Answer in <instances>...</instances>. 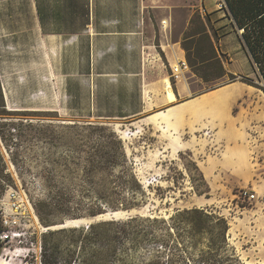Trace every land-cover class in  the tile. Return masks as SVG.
<instances>
[{"label": "rangeland", "instance_id": "obj_1", "mask_svg": "<svg viewBox=\"0 0 264 264\" xmlns=\"http://www.w3.org/2000/svg\"><path fill=\"white\" fill-rule=\"evenodd\" d=\"M201 6L206 7L204 0H96V30L123 33L99 36L96 47L103 51L94 59V71L88 59L94 35L84 29L86 19H48V28L83 30L49 36L12 33L25 28L28 19L1 13L0 93L6 110L19 114L0 117V128L8 133L5 122L23 124L12 130L17 134L10 143L14 153L0 143L7 184L0 203L13 191L27 207L18 214L22 235L8 241L0 237L4 264H42L43 238L49 230L135 214L167 219L185 207L223 216L229 226L228 252L242 264H264V137L256 136L264 126L263 82L227 16L220 12L219 37H211L235 78L205 82L190 67L179 80L171 75L176 42L184 52L182 39L195 25L191 19L199 15L208 21V14H200ZM166 80L175 92L184 87L172 103L166 99ZM87 122L108 127L120 139L146 193L138 210L111 209L94 196L116 190L123 201L130 199L123 190L121 168L110 171L114 183L109 185L101 176L93 185L86 176L88 152L77 149L87 150L101 140L71 141L66 136L51 144L49 138H35V130L28 127L33 123L61 130L62 125ZM49 189L68 192L71 200L49 207L45 215L41 212L51 224L47 226L35 203ZM245 190L254 197H244ZM92 210L102 213L90 217Z\"/></svg>", "mask_w": 264, "mask_h": 264}, {"label": "trees", "instance_id": "obj_2", "mask_svg": "<svg viewBox=\"0 0 264 264\" xmlns=\"http://www.w3.org/2000/svg\"><path fill=\"white\" fill-rule=\"evenodd\" d=\"M223 1L232 25L241 31V40L263 82L261 89L264 92V0ZM191 22L195 25L185 33L181 43L192 72L205 82L226 76L235 78L226 70L216 49L209 21L204 22L199 15H195ZM11 112L6 110L3 94L0 93V117L19 114ZM21 124L5 122L8 133L0 128V143L10 155L14 153L10 143L17 136L12 130H17ZM28 127L35 130V138H49L50 143L66 136L65 140L71 141L101 140L87 150L77 149L88 152L85 157L88 166L86 176L93 185L100 176L109 185L114 183L110 171L121 168L123 190L130 199L123 201L116 190L94 192V196L106 205L111 204V209L132 211L141 207L146 193L137 180L132 161L127 157L120 139L108 127L91 122L62 125L61 130L33 123H29ZM4 172V156L0 150V198L7 190ZM199 175L205 183L203 175L200 172ZM48 179L46 181L51 184ZM44 196L43 200L35 203V208L40 221L49 226L51 224L45 222L42 215L48 213L49 207L69 202L71 194L49 189ZM99 213L102 211L92 210L88 216L94 217ZM228 229L223 216L201 207L178 208L167 219L139 214L123 219H104L88 226L49 230L44 237L52 240L43 238L42 264H242L234 253L228 252Z\"/></svg>", "mask_w": 264, "mask_h": 264}, {"label": "crops", "instance_id": "obj_3", "mask_svg": "<svg viewBox=\"0 0 264 264\" xmlns=\"http://www.w3.org/2000/svg\"><path fill=\"white\" fill-rule=\"evenodd\" d=\"M218 1L220 0H204L206 7L205 6L200 7V14L202 16L208 14L207 18L211 25L210 34L212 37L213 35L219 37V34H217L219 30L217 28L222 23V20L219 18L222 15L227 16L226 10L218 9L216 4ZM18 3H21L22 5ZM95 4H96V0H0V17H4L3 16L4 14L1 13L6 12L8 16L13 15V17L15 16L20 17V15H22L28 19V25L25 26V28L20 30H13L11 31L12 33H17V32L41 33L42 35H49V36L79 34L83 30H79L78 28H73V27L48 28L47 27L48 19L53 21H56V19H60V18L86 19L85 22L86 27L84 29L88 33L94 35V37L91 39L90 50L88 51L89 54L88 59H90L91 71H94L95 69L94 59L96 56L100 54V51H103L101 50L102 48L99 49L96 47V43H97L96 41L102 39V37L99 36H107L111 34L119 35L123 33L120 30L117 31L111 28L96 30V28L93 26ZM202 9H204L205 12H202ZM18 11L21 13H18ZM220 12H222V15H220ZM89 18H92V21H89ZM226 19H228V21L232 25L231 18L227 16ZM161 23L163 29L167 27L166 20L164 23L163 22ZM219 42H221V40H219ZM176 44L178 45V51L174 50V55H176L177 57L176 61H177L179 59H184L185 53L180 48L179 42H176ZM48 63H50V65L52 66L51 60L47 55V65ZM63 73H66V71ZM173 92L174 94L184 93V87L183 86L178 87V92L175 91ZM166 93L167 92L165 91V94ZM175 100H176V95L174 101Z\"/></svg>", "mask_w": 264, "mask_h": 264}, {"label": "built area", "instance_id": "obj_4", "mask_svg": "<svg viewBox=\"0 0 264 264\" xmlns=\"http://www.w3.org/2000/svg\"><path fill=\"white\" fill-rule=\"evenodd\" d=\"M216 4L219 10L226 9L223 0L218 1ZM202 12H205L204 9H202ZM188 68V62L185 59H179L175 62V64L171 65V75L176 80H179L182 74L188 70ZM242 194L248 199L254 197L253 194H249L246 190L243 191ZM6 196L7 199L0 203V237L4 241H8L14 237H19L22 235V232L19 231L21 216L18 214L21 213L23 215V210L25 211V209H27L24 201L16 192L11 191L10 193H7Z\"/></svg>", "mask_w": 264, "mask_h": 264}, {"label": "bare ground", "instance_id": "obj_5", "mask_svg": "<svg viewBox=\"0 0 264 264\" xmlns=\"http://www.w3.org/2000/svg\"><path fill=\"white\" fill-rule=\"evenodd\" d=\"M165 88H166V92H167L166 93V97H167L168 101L169 102L174 101L175 94H174V92H173V90L171 88V84H170L169 80H166L165 81ZM263 107H264V105H263ZM160 114H161V112H158L157 114H154V115H155V117H157ZM260 122L264 125V119H260ZM243 127H245L246 129H248L250 131H253V132L256 130V128L252 124H250V126L247 125V124H245V126H243ZM257 127H259V126H257ZM261 129L264 130V126H262ZM257 130H258V135H256V136L259 137V138L264 137V135H263L264 132L262 130H259V129H257ZM0 264H4V260H3V257L2 256L0 257Z\"/></svg>", "mask_w": 264, "mask_h": 264}, {"label": "water", "instance_id": "obj_6", "mask_svg": "<svg viewBox=\"0 0 264 264\" xmlns=\"http://www.w3.org/2000/svg\"><path fill=\"white\" fill-rule=\"evenodd\" d=\"M239 32H241V31H239Z\"/></svg>", "mask_w": 264, "mask_h": 264}]
</instances>
